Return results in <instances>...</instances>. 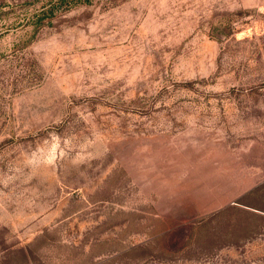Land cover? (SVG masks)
Listing matches in <instances>:
<instances>
[{"label": "rangeland", "instance_id": "374dc122", "mask_svg": "<svg viewBox=\"0 0 264 264\" xmlns=\"http://www.w3.org/2000/svg\"><path fill=\"white\" fill-rule=\"evenodd\" d=\"M55 1L0 0V264H264V0Z\"/></svg>", "mask_w": 264, "mask_h": 264}, {"label": "trees", "instance_id": "16d2710c", "mask_svg": "<svg viewBox=\"0 0 264 264\" xmlns=\"http://www.w3.org/2000/svg\"><path fill=\"white\" fill-rule=\"evenodd\" d=\"M67 2V0H56L55 2H54V4H53V6L55 5V6H57V5H61V4H63V3H66ZM54 8H52V10H53Z\"/></svg>", "mask_w": 264, "mask_h": 264}]
</instances>
